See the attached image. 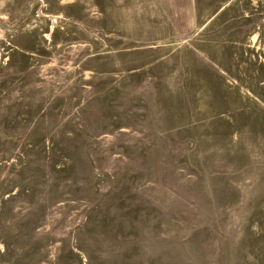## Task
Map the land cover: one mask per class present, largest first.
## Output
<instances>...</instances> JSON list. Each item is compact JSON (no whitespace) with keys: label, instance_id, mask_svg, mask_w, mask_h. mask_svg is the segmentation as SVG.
Returning a JSON list of instances; mask_svg holds the SVG:
<instances>
[{"label":"rangeland","instance_id":"rangeland-1","mask_svg":"<svg viewBox=\"0 0 264 264\" xmlns=\"http://www.w3.org/2000/svg\"><path fill=\"white\" fill-rule=\"evenodd\" d=\"M0 264H264V0H0Z\"/></svg>","mask_w":264,"mask_h":264},{"label":"water","instance_id":"water-1","mask_svg":"<svg viewBox=\"0 0 264 264\" xmlns=\"http://www.w3.org/2000/svg\"><path fill=\"white\" fill-rule=\"evenodd\" d=\"M29 9H30V4H29V6H28V9L20 16V18L24 15V14H26L28 11H29ZM19 18V19H20ZM19 19L17 20V22L13 25V26H9V28H11V29H13L14 27H16V25H17V23H18V21H19ZM5 26H7L8 27V25L7 24H5V23H3Z\"/></svg>","mask_w":264,"mask_h":264}]
</instances>
